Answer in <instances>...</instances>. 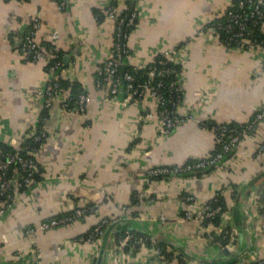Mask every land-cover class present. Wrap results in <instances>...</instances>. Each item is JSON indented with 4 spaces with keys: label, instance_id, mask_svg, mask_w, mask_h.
I'll use <instances>...</instances> for the list:
<instances>
[{
    "label": "crops",
    "instance_id": "0c3cea01",
    "mask_svg": "<svg viewBox=\"0 0 264 264\" xmlns=\"http://www.w3.org/2000/svg\"><path fill=\"white\" fill-rule=\"evenodd\" d=\"M111 1L68 0L66 9L59 10L54 0H0V144L19 147L42 109L35 93L47 79L44 64L21 60L17 49L19 33L31 18L42 23L43 46L50 44L53 29L59 31L55 46L68 53L63 77L80 83L91 97L84 113L64 111L58 102L49 107L46 138L35 153L41 179L17 190L0 210V264H95L100 253L101 264H159L146 249L117 251V231L123 226L137 230L140 223L131 216L139 214L157 239L169 243L172 257L186 256L182 264L264 257V214L256 213L264 198V152L257 150L264 139V119L210 172L159 180L147 175L153 165L210 155L216 138L204 122L246 123L264 105V49L242 50L220 43L207 31L197 33L201 19L224 9L229 0H129L138 12L127 37L134 64L146 65L155 52L184 46L180 111L195 118L160 134L157 119L138 124L142 103L107 101L95 86L97 70L113 45L114 24L106 17L97 20L94 11H103ZM218 191L231 213L236 252L208 241L207 231L217 228L212 221L206 228L192 220L176 221L186 210L199 212ZM189 194L195 202L184 199ZM85 204H96L98 212L32 235L25 231ZM235 206L251 217V232L235 225ZM162 214L167 224H159ZM101 217L112 224L99 245H64Z\"/></svg>",
    "mask_w": 264,
    "mask_h": 264
},
{
    "label": "built area",
    "instance_id": "2783aa9c",
    "mask_svg": "<svg viewBox=\"0 0 264 264\" xmlns=\"http://www.w3.org/2000/svg\"><path fill=\"white\" fill-rule=\"evenodd\" d=\"M59 10H65L68 5V0H54ZM114 3L109 2L103 8V13L106 18L111 19L114 24V33L118 38L125 39L124 44L114 40L110 49L108 57L99 66L97 72L102 76V80L108 86V90H103L105 100L114 101L119 100L122 105H127L130 102H140L143 104V111L138 118V124L141 126L145 121L149 119L158 120V128L160 134L168 133L179 125L185 123L187 120L193 119L194 114L192 112L180 111V105L182 101L176 100L173 97H168L161 93L160 88L165 85V82L160 78L164 75V69L158 68V65H163L166 61H171L181 66V71L177 74L176 78L167 83L170 91L175 95H180L182 88L180 83V76L185 64L184 46H174L167 49L155 52L153 58L146 64L138 66L134 64L130 59V51L127 46V34L122 31V24L127 26L133 25L135 17L138 16V12L135 6L129 9L126 4V0H112ZM250 6V12L245 14V4ZM241 10V11H238ZM127 13V17H124V13ZM226 16L227 22L225 25L227 33H230L231 39L237 42V47L242 50H252L254 48L264 49V43L253 38L251 35L252 30L248 27V22L258 28L264 33V0H239L233 2L229 0L220 11H216L209 18H202L201 22L196 25V31L198 34H202L204 31L209 33L210 37H214L218 40V32L215 28L205 29L204 26L207 22L214 18ZM42 33V23L37 17L30 19L27 29L22 34L19 43L17 45L18 53L21 60L24 61H38L42 62L45 67L47 79L36 90L35 97L41 98L42 103L46 107H50L53 103L58 102L59 106L64 111H75L84 113L87 103L91 97L89 92H80L75 96L74 101H71V94L69 89H61L57 82L59 75L63 76L67 67L62 68L60 73H55L56 65L59 63H52L55 58L58 57L57 47L55 42L59 39L60 33L57 29H53L50 33V46H43L39 42V37ZM54 59V60H53ZM126 61L133 68L145 69L146 78L137 84L133 83L134 76L130 73H125L122 80L126 81L125 90L119 94V84L121 78L115 76L117 67ZM46 66L48 69L46 70ZM96 87H100V84L96 83ZM101 89V88H100ZM264 119V105L257 108L253 118L245 123L243 127H235L229 124V122H216L214 128L215 138L222 141L221 149L210 154L204 158L195 160L193 162L186 161L178 164H158L153 165L147 169V175L149 177L156 175H168L175 176L179 174H190L203 171L205 169H215L216 165L222 161L228 153H230L242 140L251 137L255 131L258 123ZM209 123V122H207ZM203 123L204 126L208 125ZM45 132V130H43ZM44 132L41 134H35L33 137L36 140H40L44 136ZM258 153L264 152V139L258 146ZM27 153L31 156H25L20 153L9 154L4 152L0 147V210L4 209L14 199V195L18 188L23 185H30L34 180L35 175H42V169L35 159L34 150H28ZM16 166V173L8 175L12 167ZM184 199L187 202H195L196 197L194 195H185ZM98 212V206L96 204H85L83 206L76 207L71 212L66 213L60 217H53L46 220H42L37 227H28L26 232L29 235L35 233L36 230H49L55 227L69 225L88 214H95ZM264 214V198L260 199L256 204V213ZM219 217L221 224L217 226L215 232L207 231L206 238L210 242L213 240L214 234H221L223 228L226 226H232L231 213L229 210H224L221 205L210 206L207 202L203 208L193 213L186 210L184 214L176 219L179 222L196 221L203 228L208 227L212 219ZM131 218L144 225L145 216L143 214L133 215ZM159 224H167L169 219L164 215H160ZM110 220L107 217H101L99 221L90 229L88 237L85 239L82 236L79 238L68 239L64 242V245L70 248H75L82 242H91L99 245L103 236V225ZM146 227V226H145ZM147 228V227H146ZM150 230V229H149ZM152 231V230H150ZM148 234L150 244L147 245L141 238L136 237L131 233H125L124 236L117 240L116 248L120 252L126 251L125 246H128L127 252L138 251L139 249L149 250L151 258H155L159 264H182L185 259V255L180 253L178 257H167L163 251L157 245V235ZM235 233L233 232V235ZM232 235V236H233ZM138 244L136 249L134 244ZM220 244V243H219ZM221 245V244H220ZM227 250H237V243L233 237H230L229 241L225 245H221ZM135 249V250H134ZM239 255H242L239 254ZM264 264V257L257 258L251 257L247 260L244 258L239 259L237 264Z\"/></svg>",
    "mask_w": 264,
    "mask_h": 264
},
{
    "label": "trees",
    "instance_id": "16d2710c",
    "mask_svg": "<svg viewBox=\"0 0 264 264\" xmlns=\"http://www.w3.org/2000/svg\"><path fill=\"white\" fill-rule=\"evenodd\" d=\"M239 0H233V2H236ZM126 4L129 6V9L131 10L132 7L134 6V4L132 2H130L129 0L125 1ZM111 3H114L113 1H111ZM250 6L248 3L245 4V14H248L250 11ZM66 9V8H65ZM241 11V10H238ZM95 16L97 18V20H102L103 18L106 17V15L103 13V11H99V10H95L94 11ZM127 13H129V11L125 12L123 15L124 17H127ZM138 21V16L135 17L134 19V23L133 25H129L127 26L126 24H122V31L126 32L127 34H129L135 27L136 23ZM227 19L226 16H222V17H218V18H214L212 20H210L209 22H207L204 26L205 29H210V28H215L216 31L218 32V41L224 45L227 46H237V42L233 39H231V35L230 33H227L225 25H226ZM248 27L252 30L251 35L253 38L257 39L258 41H261L264 43V33L258 28L257 25H252L250 23V21L248 22ZM24 33V32H23ZM20 38H22V33H19ZM114 40L118 41L119 43L124 44L125 39H123L122 37L118 38L116 36V34L114 33ZM47 46H50V44H48ZM57 54L58 57L55 58V60L49 64V66L53 63H59L58 65H56L55 68V73L59 72L62 68L67 67L68 61H64V57L68 54V53H64L63 51L57 49ZM103 63V62H102ZM101 63V64H102ZM100 64V66H101ZM158 68H162L164 69V75L162 77H160L164 82L165 85L163 87L160 88L161 93H163V95L168 96V97H173L176 100H180L183 101V92L181 91L180 95H175L173 94V92H171L168 88L167 83L173 79L176 78L177 74L181 71V66L179 64H175L171 61H166L164 62L163 65H158ZM48 69V66H46V70ZM125 73H130L131 75L134 76V80L133 83L137 84L138 82L144 80L146 78V74H145V69L143 68H133V66H131L130 64H128L126 61H123L122 64H120L116 71H115V76H118L121 78L120 84H119V94H121L124 90H125V84L126 81L122 80V77ZM102 76L101 74H99L98 72L96 73L95 76V86L96 83L100 84V87H98L99 89H102V93L103 90H108V86H106V83L102 80ZM57 82L58 85L61 89H69L70 94H71V101H74L75 96L80 93V92H86V90L81 86L80 83H78L75 80H68L67 78L63 77L62 75H59L57 77ZM48 107L44 106V104H42V109L40 111V117H39V121L36 123V126L34 127V129L31 130V132L29 131L28 136H25L24 139L21 141L20 146L17 148H13L12 146L6 144V143H1L0 147L4 150V152L9 153V154H14V153H20L22 155L25 156H31L27 153L28 150H34V151H38V149L41 147V145L43 144L45 138H46V133L43 131L44 130V126H45V122L46 119L48 118ZM253 118V116L251 117V119ZM250 119V120H251ZM249 120V121H250ZM215 123L214 121H211L210 123H207L208 125H206V127L208 128H212L214 130L215 128ZM232 126L235 127H243L245 126V123L242 124H238V123H229ZM42 132H44V136L40 139V140H36L34 139V135L35 134H41ZM222 147V141H219L216 139V144H215V149L211 154H214L216 152H218ZM232 152V151H231ZM230 153H228L227 155H229ZM226 155V156H227ZM195 160L198 159H192L189 160V162H193ZM40 165V164H39ZM41 167V166H40ZM213 169H205L201 172H210ZM16 173V166H13L11 171L8 172V175H12ZM193 174V173H190ZM190 174H181V175H190ZM198 174V173H197ZM149 177V176H148ZM172 176H168V175H156V176H151L149 177L150 179H168L171 178ZM41 179V176L39 175H35L34 176V181L32 183H35V181H38ZM31 183V184H32ZM30 184V185H31ZM29 185H23L20 186L18 188V190H23L26 187H28ZM207 203L210 206H215V205H221V207L224 208V210H228L227 208V202L224 199V196L221 194L220 191L216 192L212 198H210ZM71 212V211H70ZM66 214V213H65ZM65 214H61V215H56L53 217H60L62 215ZM52 217V218H53ZM46 220V219H45ZM212 222L215 226H220L221 221L219 217H215L214 219H212ZM111 221H109L108 223H105L102 227L103 229V235L108 231L110 225H111ZM94 227V226H93ZM92 227V228H93ZM90 231V230H89ZM89 231L85 232L84 234L80 235L82 237H84L85 239L88 237L89 235ZM125 233H131L133 235H135L138 238H141L147 245L150 244V239H149V235L145 232L142 231H138L136 229H129L128 227L123 226L121 229H119L116 233V237L117 240L122 238L124 236ZM233 235L232 232V227L231 226H226L223 228V231L221 232V234L217 235L214 234L213 235V240H211L210 242L213 243H220L221 245H225L228 243L230 237ZM76 238H79V236H76ZM157 245L158 247L163 251V253L167 256V257H172V251L169 248V243L165 240H157ZM128 246H125L124 249L127 251L128 250ZM135 248H138V244H134ZM135 250V249H134ZM213 264H219V263H213ZM224 264H237V260L235 258L230 259L228 261H226ZM257 264V263H256Z\"/></svg>",
    "mask_w": 264,
    "mask_h": 264
},
{
    "label": "water",
    "instance_id": "95a60500",
    "mask_svg": "<svg viewBox=\"0 0 264 264\" xmlns=\"http://www.w3.org/2000/svg\"><path fill=\"white\" fill-rule=\"evenodd\" d=\"M66 60H67V57H64V61ZM232 215H233L232 217H233L235 225L241 231L251 232L253 228L251 217H249L246 213H243L237 206L234 207ZM137 230L145 232L147 234H153L152 231L146 228L142 223H140V226ZM101 258H102V254L100 253L95 264H101Z\"/></svg>",
    "mask_w": 264,
    "mask_h": 264
}]
</instances>
